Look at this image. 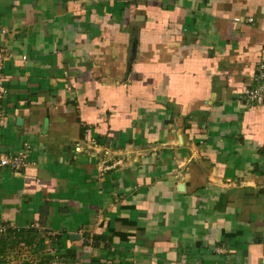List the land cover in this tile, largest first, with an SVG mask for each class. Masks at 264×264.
<instances>
[{"label":"crops","instance_id":"0c3cea01","mask_svg":"<svg viewBox=\"0 0 264 264\" xmlns=\"http://www.w3.org/2000/svg\"><path fill=\"white\" fill-rule=\"evenodd\" d=\"M0 50V225L34 231L0 264H264V0H0Z\"/></svg>","mask_w":264,"mask_h":264},{"label":"built area","instance_id":"2783aa9c","mask_svg":"<svg viewBox=\"0 0 264 264\" xmlns=\"http://www.w3.org/2000/svg\"><path fill=\"white\" fill-rule=\"evenodd\" d=\"M249 21L253 20V17H248ZM2 57V51L0 50V59ZM252 83L243 87L240 94L241 101L248 105H261L264 106V64H261L257 70H255L252 75ZM1 91H5V88L0 87ZM3 122V117L0 112V126ZM27 161V156L24 151L18 152L14 155H9L0 149V168H7L11 171H17L25 166ZM6 227L0 225V234L5 233ZM59 264V263H55ZM235 264V263H230Z\"/></svg>","mask_w":264,"mask_h":264},{"label":"trees","instance_id":"16d2710c","mask_svg":"<svg viewBox=\"0 0 264 264\" xmlns=\"http://www.w3.org/2000/svg\"><path fill=\"white\" fill-rule=\"evenodd\" d=\"M33 232L30 229H9L7 236L0 234V263L4 262L7 249L11 245L28 239Z\"/></svg>","mask_w":264,"mask_h":264},{"label":"water","instance_id":"95a60500","mask_svg":"<svg viewBox=\"0 0 264 264\" xmlns=\"http://www.w3.org/2000/svg\"><path fill=\"white\" fill-rule=\"evenodd\" d=\"M21 121V119L19 120V122Z\"/></svg>","mask_w":264,"mask_h":264}]
</instances>
